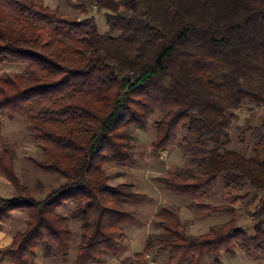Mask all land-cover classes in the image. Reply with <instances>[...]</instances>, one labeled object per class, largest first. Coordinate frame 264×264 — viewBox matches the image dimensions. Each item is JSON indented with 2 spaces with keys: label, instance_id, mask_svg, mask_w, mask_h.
Here are the masks:
<instances>
[{
  "label": "trees",
  "instance_id": "1",
  "mask_svg": "<svg viewBox=\"0 0 264 264\" xmlns=\"http://www.w3.org/2000/svg\"><path fill=\"white\" fill-rule=\"evenodd\" d=\"M80 7L83 18L45 0H0V67L23 66L0 76V131L3 117L24 116L43 157L30 162L63 180L37 199L15 171L16 147L0 141V176L13 188V198L0 197V231L15 212L27 215L0 249V263L37 264L39 250L66 260L72 218L81 228L74 264L117 255L134 221L125 205L144 195L128 183L111 186L105 167L133 161L135 131L155 115L151 153L176 145L191 164L156 182L189 199L196 219L227 221L192 235L163 207L158 234L120 264H149L146 257L163 253L166 264H203L206 256L222 264L236 250L263 254L264 133L247 153L228 146L235 112L264 109V0H82ZM92 8L105 11L108 34H99ZM220 179L227 196L245 188L256 194L252 235L234 207L247 195L231 205L205 202Z\"/></svg>",
  "mask_w": 264,
  "mask_h": 264
},
{
  "label": "rangeland",
  "instance_id": "2",
  "mask_svg": "<svg viewBox=\"0 0 264 264\" xmlns=\"http://www.w3.org/2000/svg\"><path fill=\"white\" fill-rule=\"evenodd\" d=\"M81 1L45 0V3L67 16L83 18L80 12ZM104 13L105 11L99 12L96 8L90 9L88 13L89 16L95 18L98 32L101 35H106L109 32ZM22 71L23 66L21 65H5L0 67V76L21 73ZM235 113L236 119L230 129L228 149L244 154L248 152L250 144L256 139V136L264 133V109L247 105ZM154 117L151 118L145 130L135 131L133 161L125 167L115 165L105 167L110 177L109 184L111 186L120 183L131 184L134 191L144 195V198L125 205L134 217V221L125 228V241L118 254L112 256L104 253L101 264H120L124 259L133 258L136 253L142 252L146 241L159 232L155 227V214L163 207L173 208L186 225L188 233L192 235L204 234L208 232L210 227L227 221V217L224 216L196 219L187 208L190 203L189 199L169 194L156 182L157 177L164 176L176 169L190 167L191 164L187 156L176 145L170 146L160 156L151 153V144L156 134L152 123ZM1 140L16 147L15 171L21 184L28 187L37 199H43L51 189L62 184L61 178L39 170L30 162L32 160L41 161L43 157L40 146L32 138L24 116L3 117L2 130L0 131ZM38 183L44 187V191L41 193L36 191ZM246 195L247 198L237 200L234 207L237 211L239 227L245 230L247 234L252 235L254 231L248 212L255 209L256 203L252 199L256 194L250 189L245 188L243 191L235 193L234 196H227L223 189V181L220 179L214 187L212 196L207 198L205 202L218 206L231 205L236 197L243 198ZM0 197L3 199L13 198V188L2 176H0ZM65 210H62V213H67ZM26 218L25 212L18 211L13 214L9 222L4 224L0 231V249L8 246L10 238L25 227ZM70 226L72 238L68 258L63 260L53 256H45L39 250L36 254L37 264H74L81 237V228L79 221L74 218L70 219ZM146 260L149 264H165L168 262V255L165 253L151 254L146 257ZM0 264H8V261L4 260ZM203 264L214 263L206 256ZM222 264H264V253H245L236 250L234 256L223 254Z\"/></svg>",
  "mask_w": 264,
  "mask_h": 264
},
{
  "label": "crops",
  "instance_id": "3",
  "mask_svg": "<svg viewBox=\"0 0 264 264\" xmlns=\"http://www.w3.org/2000/svg\"><path fill=\"white\" fill-rule=\"evenodd\" d=\"M0 238H1V236H0ZM11 239H12V238H10V241H9V242H11ZM6 240H7V239H6ZM7 244H8V243H7ZM157 257L160 258L159 256H157ZM165 264H166V263H165Z\"/></svg>",
  "mask_w": 264,
  "mask_h": 264
}]
</instances>
